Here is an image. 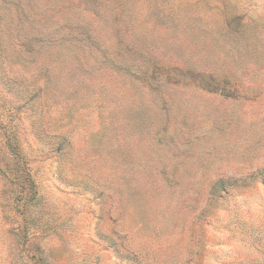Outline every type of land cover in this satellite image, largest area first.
<instances>
[{
    "label": "rangeland",
    "instance_id": "obj_1",
    "mask_svg": "<svg viewBox=\"0 0 264 264\" xmlns=\"http://www.w3.org/2000/svg\"><path fill=\"white\" fill-rule=\"evenodd\" d=\"M0 264H264V0H0Z\"/></svg>",
    "mask_w": 264,
    "mask_h": 264
},
{
    "label": "trees",
    "instance_id": "obj_2",
    "mask_svg": "<svg viewBox=\"0 0 264 264\" xmlns=\"http://www.w3.org/2000/svg\"><path fill=\"white\" fill-rule=\"evenodd\" d=\"M211 78L212 77H203L201 78V84H200V88H202L203 90H210V89H214L213 92H221L222 95H227V96H231L230 93L229 94H226V89L225 88L226 86L221 83V82H214V81H211ZM210 81H211V84H210ZM216 89V90H215ZM231 89V88H229ZM224 93V94H223Z\"/></svg>",
    "mask_w": 264,
    "mask_h": 264
}]
</instances>
